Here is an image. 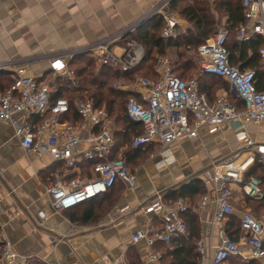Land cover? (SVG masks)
Here are the masks:
<instances>
[{
  "label": "built area",
  "instance_id": "built-area-1",
  "mask_svg": "<svg viewBox=\"0 0 264 264\" xmlns=\"http://www.w3.org/2000/svg\"><path fill=\"white\" fill-rule=\"evenodd\" d=\"M172 0H161L143 17L132 25L124 27L100 41L77 47L78 53H89L99 65H109L121 71H129L143 59L145 49L135 40L120 44L129 31L142 25L148 17L162 15L165 21L162 36L177 37L179 19L169 5ZM246 22L239 27L236 38L249 41L255 34L264 38V0H243ZM228 30L213 33L198 47L201 69L205 73L221 76L229 83L234 96L244 104L239 107L227 95H217L211 100L200 91L196 77L184 79L176 75L168 55L159 57L157 79L137 76L132 87L121 81L114 87L121 90L134 89L141 97L132 96L126 105L129 118L141 123L142 131L132 136L133 148L160 144L166 149L174 141L190 137L197 138L202 127L216 132L225 122L236 124L239 140L245 141L236 158L213 161L211 170L204 175L206 193L197 207L191 208L185 197L166 202L158 194L149 202L146 212L159 213L161 229L154 234L138 231L133 239H145L150 247L157 241L171 245L172 240L188 234L185 214L195 213L214 206L210 226L217 227L219 243L203 239L197 240L200 254L199 264H229L231 257H241L245 261L264 260V220L251 210L239 214V235L234 239L228 233V221L236 215L233 185L241 184L245 172L260 161L264 165V142L248 138L245 130L249 122L264 121V89L257 85V71L253 68L241 70L231 64L227 46ZM117 49H119L117 51ZM75 52L67 51L51 56V69L66 68L72 85L78 86L75 73L69 66ZM264 69V45L260 49ZM11 69L18 75L4 91H0V123L14 125L16 135L23 148L37 155H49L54 161L62 162L65 171L57 174L46 188L51 198V206L56 210L76 207L107 193L117 183L130 189L137 186V175L130 168L127 157L116 155L117 139L113 130L115 119L107 107L96 106L92 99H76L74 110L79 119L72 120L73 107L65 96L55 97V88L48 79L23 75L17 64L0 65V69ZM57 76V74H54ZM25 115L21 120L19 115ZM36 115V126L28 121V116ZM88 161L90 172L80 175L79 163ZM244 192L260 199L264 193L260 179L251 177L242 185ZM42 215L44 213L40 212ZM0 230V264H27V257L16 251L13 243ZM212 238V236L210 237ZM161 253L152 251L151 259L158 264Z\"/></svg>",
  "mask_w": 264,
  "mask_h": 264
},
{
  "label": "crops",
  "instance_id": "crops-1",
  "mask_svg": "<svg viewBox=\"0 0 264 264\" xmlns=\"http://www.w3.org/2000/svg\"><path fill=\"white\" fill-rule=\"evenodd\" d=\"M160 1L0 0V65L17 64L25 76L47 79L52 55L113 35L145 16ZM175 15L179 19V34L186 32L189 21L178 12ZM3 71L7 76L16 78L18 75L10 68ZM4 78L6 76H0ZM220 79L226 86L223 84L214 92L208 87L209 93L215 97L234 96L226 79ZM129 90L141 97L140 91ZM19 116L21 120L26 118L24 114ZM27 118L37 125L38 116ZM115 123L113 132L118 139V134L125 130L117 121ZM235 129L236 124L231 122L223 123L216 132L202 127L197 138L176 140L166 149L157 143L146 145L145 152L132 160L126 153L129 145H123L116 155L123 153L136 173L135 189L117 183L97 199L71 209L56 210L51 206L46 188L57 174L65 171L63 163L54 161L49 155L26 151L14 125L1 122L0 230L16 251L27 257V264H158L151 259L153 250L161 253L162 264H168L164 258L170 245L157 241L153 248L145 239H133L138 231L154 234L161 229V215L146 212V207L159 193L164 198L167 192L194 178L203 180L213 161L225 160L239 151L245 141L239 140ZM245 130L248 138L256 143L264 142V121L249 122ZM237 144L239 147L234 150ZM86 172L88 169L83 161L77 173L84 175ZM253 176L262 182L260 176ZM242 185H233L234 191L239 188L244 191ZM242 195L244 200L240 202L243 204L239 206V196L234 194L236 216L251 210L247 194ZM185 198L191 208L201 201L200 197L192 205L190 198ZM213 208L210 204L200 213L191 211L198 218L199 239L206 244L211 239L215 244L220 240L216 235L217 227L210 226Z\"/></svg>",
  "mask_w": 264,
  "mask_h": 264
},
{
  "label": "trees",
  "instance_id": "trees-1",
  "mask_svg": "<svg viewBox=\"0 0 264 264\" xmlns=\"http://www.w3.org/2000/svg\"><path fill=\"white\" fill-rule=\"evenodd\" d=\"M242 2L243 0H172L169 7L179 11L190 23L186 32L179 34L177 37H163L162 31L165 25L163 16L155 15L151 17L135 31L128 33L119 41L120 44L126 45L128 41L136 40L145 49L142 61L129 71H121L104 64L96 66V59L91 57L89 53L75 54L70 59L69 66L76 74L79 85H72L71 80L67 76L57 75L56 80L51 83L56 89L53 94L54 98L58 96L68 98L73 107V113L70 116L72 120L79 119L78 113L76 114L74 110V101L76 99L89 98L94 101L96 106L105 105L110 115L125 130L117 136L116 149H120L119 147L128 144L129 148L126 153L129 155V160L138 157L141 153L145 152V147L133 148L131 140L134 134L142 131V125L129 118L126 114L128 100L136 95L131 90L115 88L113 83L125 80L132 81L137 76L157 79L158 73L156 72L155 64L158 55L163 56L170 52L173 57L172 65H174V73L184 79L196 77L199 82L200 91L206 93L211 100H214L215 95L209 93L210 91L207 88L209 87L214 92V89L222 86L225 82L220 79L222 78L221 76L202 71L198 65V61L188 57V52L192 49L198 50V47L213 33L226 29L229 35L227 46L230 51L229 58L231 64L238 66L241 70L255 69L257 71L258 88L264 89V69L260 56V49L264 45V38L258 34H255L249 41L245 42H241L236 38L239 27L246 22ZM1 75L6 76V78L0 79V91H4L15 81V77L10 74L7 76V73L3 69H0ZM230 99L239 107H244V104L236 97L232 96ZM84 166L90 172V163L88 161L84 162ZM253 175L261 177V188L264 193V165L260 161H256L245 172L242 184L249 181ZM205 191L206 188L204 187L203 180L197 177L167 192L164 200L169 202L180 197H189L193 205L197 203L198 198L205 194ZM246 198L247 202L250 203H248L250 207L254 209V212H264V195L260 199H255L249 195ZM186 220L188 223V234L172 240L164 258L168 264L200 263V254L197 248V240L200 237L198 218L190 210L186 213ZM227 229L231 237L234 239L238 238L240 231L238 216L233 215L230 217ZM229 264H259V261H245L241 257H231Z\"/></svg>",
  "mask_w": 264,
  "mask_h": 264
},
{
  "label": "rangeland",
  "instance_id": "rangeland-1",
  "mask_svg": "<svg viewBox=\"0 0 264 264\" xmlns=\"http://www.w3.org/2000/svg\"><path fill=\"white\" fill-rule=\"evenodd\" d=\"M171 9V8H170ZM173 12H175V14L178 12V13H180L179 11H177V10H175V9H171ZM149 20V19H148ZM148 20H146V21H148ZM138 21V20H137ZM145 21V22H146ZM134 22H136V21H134ZM134 22H131V23H129L127 26H129V25H132ZM126 26V27H127ZM138 28V26L136 25L135 26V28H133L134 30L133 31H135L136 29ZM127 31H129L128 33H132L133 31H130V28L127 30ZM136 41V40H135ZM137 42V41H136ZM67 51H72V52H75V54H77V47H74V48H71V49H67L66 51H64V52H67ZM90 55V54H89ZM167 55L171 58V63H172V61H173V57H172V55H171V53L170 52H168L167 53ZM91 56V55H90ZM92 57V56H91ZM159 55L157 56V59H156V68L158 67V61H159ZM188 57L189 58H193V59H196L197 61H198V65H199V67H200V69H201V61H200V56H199V54H198V50H190L189 52H188ZM95 65L96 66H99V64H98V62L97 61H95ZM174 66V65H173ZM52 67V63H51V61H50V68ZM157 72V71H156ZM54 74H57V75H64V76H68V70L66 69V68H62V69H59V70H56V72L55 71H53L52 69H51V71H50V75L47 77V79H48V81L50 82V83H52V82H54L55 80H56V76H54ZM75 76V79L77 80V77H76V74L74 75ZM124 85H126V86H128L129 88L130 87H132L134 84H135V79L134 80H125V81H121ZM117 82H114L113 83V85H115ZM230 92V91H229ZM237 147H239V145L237 144V146L236 145H234L233 146V149L235 150ZM239 151H235V153H233L230 157H228V158H225V160L226 159H229V158H236L237 157V155L239 154V152L241 151V147L238 149ZM135 163V166L137 167V168H139V164L137 163V162H134ZM239 185H240V183H239ZM243 191V190H242ZM242 191H241V189L239 188V189H235V191H234V194L236 195V196H239V206L240 205H242L243 203L242 202H240V201H243L244 200V197H243V193H244V191H243V193H242ZM247 203H249V202H247ZM250 204V203H249ZM248 204V206H250ZM245 208H249V207H245ZM252 211H254V209H252V208H250ZM255 213L257 214H260L259 215V218H261V219H263L264 220V212H262V213H259V212H256L255 211ZM258 214H257V216H258ZM259 264H264V260L263 261H259Z\"/></svg>",
  "mask_w": 264,
  "mask_h": 264
},
{
  "label": "water",
  "instance_id": "water-1",
  "mask_svg": "<svg viewBox=\"0 0 264 264\" xmlns=\"http://www.w3.org/2000/svg\"><path fill=\"white\" fill-rule=\"evenodd\" d=\"M151 17H148V19H150Z\"/></svg>",
  "mask_w": 264,
  "mask_h": 264
}]
</instances>
